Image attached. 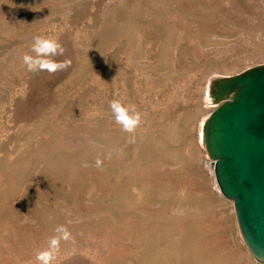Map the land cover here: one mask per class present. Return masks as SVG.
I'll return each mask as SVG.
<instances>
[{
    "label": "rangeland",
    "instance_id": "obj_1",
    "mask_svg": "<svg viewBox=\"0 0 264 264\" xmlns=\"http://www.w3.org/2000/svg\"><path fill=\"white\" fill-rule=\"evenodd\" d=\"M35 35L64 67L27 69ZM259 65L264 0H0V264L58 225L52 264H257L201 128L212 81Z\"/></svg>",
    "mask_w": 264,
    "mask_h": 264
},
{
    "label": "water",
    "instance_id": "obj_2",
    "mask_svg": "<svg viewBox=\"0 0 264 264\" xmlns=\"http://www.w3.org/2000/svg\"><path fill=\"white\" fill-rule=\"evenodd\" d=\"M211 92L220 103L202 125L203 145L248 251L264 264V65L212 81Z\"/></svg>",
    "mask_w": 264,
    "mask_h": 264
},
{
    "label": "clouds",
    "instance_id": "obj_3",
    "mask_svg": "<svg viewBox=\"0 0 264 264\" xmlns=\"http://www.w3.org/2000/svg\"><path fill=\"white\" fill-rule=\"evenodd\" d=\"M30 50L31 54L25 53L22 56V60L29 71H55L57 68L64 67L67 63V61L58 63L52 59V57L63 51L58 40L53 37L33 36ZM109 107L113 111L116 123L120 124L124 131H133L139 123L140 114L135 111L134 106H125L118 100H112L109 102ZM54 232L57 235L49 237L47 247L35 253V259L38 264H52L55 253L59 248L60 239H67L69 236L67 229L63 225H58Z\"/></svg>",
    "mask_w": 264,
    "mask_h": 264
},
{
    "label": "bare ground",
    "instance_id": "obj_4",
    "mask_svg": "<svg viewBox=\"0 0 264 264\" xmlns=\"http://www.w3.org/2000/svg\"><path fill=\"white\" fill-rule=\"evenodd\" d=\"M201 136H202V128H201ZM202 144H203V141H202ZM213 163V162H212ZM214 169V168H213Z\"/></svg>",
    "mask_w": 264,
    "mask_h": 264
}]
</instances>
